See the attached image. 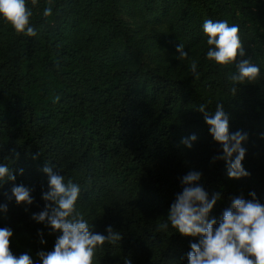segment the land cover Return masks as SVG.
Listing matches in <instances>:
<instances>
[{"label": "trees", "instance_id": "16d2710c", "mask_svg": "<svg viewBox=\"0 0 264 264\" xmlns=\"http://www.w3.org/2000/svg\"><path fill=\"white\" fill-rule=\"evenodd\" d=\"M27 5L34 37L18 34L0 15V164L16 175L0 188V204H8L0 228L13 230L14 255L42 264L37 253L54 250L62 234L32 218L49 203L42 198L45 166L81 187L77 209L90 231L107 235L110 225L122 233L115 245L98 247L93 264H188L199 237L179 233L167 215L190 171L202 172L199 183L210 199L221 194L210 213L217 226L234 198L250 200L254 191L264 204V0ZM46 7L51 16L44 17ZM206 19L239 25L245 55L238 60L251 58L261 69L256 81L236 85V95L229 79L235 64L206 57ZM181 43L189 53L184 61ZM219 102L230 131L249 135L243 165L250 176L230 178L225 160L213 162L222 146L196 108L204 104L214 113ZM192 134L198 139L189 149L181 140ZM14 184L32 190L31 205L7 199ZM162 223L169 227L158 230Z\"/></svg>", "mask_w": 264, "mask_h": 264}, {"label": "clouds", "instance_id": "9594fccd", "mask_svg": "<svg viewBox=\"0 0 264 264\" xmlns=\"http://www.w3.org/2000/svg\"><path fill=\"white\" fill-rule=\"evenodd\" d=\"M31 4L36 6L38 0H31ZM0 15L18 34L32 37L37 35L31 22L33 13L27 0H0ZM43 15L51 16L52 8L46 7ZM203 31L208 37L207 59L223 66H236V73L229 76L234 85L231 89L233 95L237 93L236 85L258 79L261 69L251 58L238 60V57L245 55L239 25L229 24L227 20L206 19ZM177 52L178 59L184 61L189 58L182 43L177 46ZM190 68L195 78L199 79L197 61L191 60ZM196 110L203 113L205 122L210 126V134L222 146L223 154L213 157V162L225 160L230 178L250 176L243 165L247 152L243 144L249 139L248 133L243 130L230 131V116L223 103H217L214 113H210L204 104H200ZM197 139L192 134L182 138L181 143L191 149ZM43 171L48 175V190L43 192L42 198L49 203H46L43 211L33 213L32 218L62 234L57 237L54 250L40 251L37 255L42 264H93L98 247L102 248L106 242L115 245L122 240V233L115 231L110 225L107 227V235L90 231L93 226L77 209L81 187L71 179L66 180L64 175L54 171L51 166H45ZM20 172L22 174L23 169ZM201 179L202 172L196 170L182 177L183 190L177 193L167 215L171 226L179 233L199 237L198 243H191L188 264H264V204L257 198V194L251 192L250 200L234 198L231 206L224 210L217 226V219L210 218V213L221 199V194L214 193L210 199L209 193L199 183ZM15 180L14 169L0 164V188L8 181ZM31 193L32 190L23 184H14L7 199L11 201L14 197L18 205H31L34 202ZM0 210L7 213L8 204H0ZM168 227V223H162L158 225V230H166ZM12 236L11 228H0V264H37L27 253L19 256L13 254ZM41 243L46 241L42 239ZM125 264H131V260L125 261Z\"/></svg>", "mask_w": 264, "mask_h": 264}]
</instances>
